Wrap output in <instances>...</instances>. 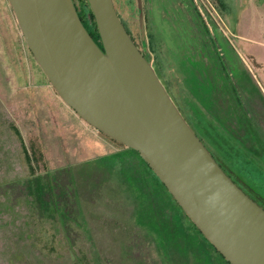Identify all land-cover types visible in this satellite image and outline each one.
I'll return each instance as SVG.
<instances>
[{"label":"water","instance_id":"95a60500","mask_svg":"<svg viewBox=\"0 0 264 264\" xmlns=\"http://www.w3.org/2000/svg\"><path fill=\"white\" fill-rule=\"evenodd\" d=\"M5 1L61 103L84 124L135 151L228 264H264V209L194 134L125 31L112 0H84L96 41L73 0ZM138 27L141 34L140 19Z\"/></svg>","mask_w":264,"mask_h":264},{"label":"flooded vegetation","instance_id":"af4514ba","mask_svg":"<svg viewBox=\"0 0 264 264\" xmlns=\"http://www.w3.org/2000/svg\"><path fill=\"white\" fill-rule=\"evenodd\" d=\"M157 1L135 0L141 34L148 23L153 24L150 17ZM171 1L169 5L175 8L178 18L191 24L193 19L183 16L189 15V0ZM177 1L186 13H181ZM119 19L146 57L142 49L145 34L136 41ZM194 20L199 23L198 34H203L199 38L197 34V39L191 35V44L185 45L181 39L182 49L178 52L183 58L181 64L197 79L199 65L208 62L203 45L206 50L215 45L225 57L234 50L224 37L213 35L206 23ZM184 81L191 86L188 78ZM102 136L116 147L96 150L84 162L85 169L78 167L83 171L72 168L74 177L67 167L55 174L54 182L45 174L0 184V264H228L187 219L138 154ZM29 158L35 168L30 153ZM95 238H104L106 246L97 247Z\"/></svg>","mask_w":264,"mask_h":264},{"label":"rangeland","instance_id":"374dc122","mask_svg":"<svg viewBox=\"0 0 264 264\" xmlns=\"http://www.w3.org/2000/svg\"><path fill=\"white\" fill-rule=\"evenodd\" d=\"M169 1L172 2L157 1L154 13L150 17L153 24L148 23L144 29L146 47L144 44L142 49L144 48L146 58L150 60L164 88L166 85L168 90H165L176 108L197 138L201 135L205 140L204 142L199 139L216 161L212 152L220 156L216 148L220 151L221 148L215 143H219L221 138L208 129L209 141L199 129L197 132L187 119V117L192 121L196 119L192 114V105L196 108L194 111L196 115L206 119V124H209L207 120L210 117L204 111L206 99L198 94L200 89L196 88L195 79L192 80L189 70L181 64L180 60L183 58L178 52L179 48L182 49L180 41L183 39L185 45L191 44L198 35V38L202 36L201 32L198 34L199 23L194 19L199 20L200 24L206 23V27L213 35H221L231 44L245 69H227L228 82L233 84L238 95L240 93L239 97H242L240 91L243 90L247 95L256 97V88L264 95V0H189V15L183 16L187 19L190 16L193 19L191 24L178 18L175 8L169 5ZM73 2L85 29L94 38L95 33L88 19L89 9L85 1ZM113 2L122 22L128 27L132 37L138 41L140 33L135 0ZM176 5L181 7L182 14L187 12L178 1ZM182 32H186L187 35L183 37ZM179 35H182L180 39ZM206 38H209L208 35ZM204 55L206 56V51ZM187 78L195 89L185 84L184 79ZM251 79L255 83V88L249 84ZM250 108L254 112L257 111L255 105L249 106L248 109ZM110 147L116 146L86 126L69 108L62 105L33 62L6 1L0 0V184L28 181L45 174L52 177L54 182L55 174L67 167L74 177L72 168L83 171L78 170V167L82 165L85 169L84 162L90 159L96 150H107ZM29 153L34 157L35 168L31 165ZM236 158H238L235 163L236 169L258 178L254 170H250L242 163L240 155L237 154ZM224 167L256 198L258 205L264 208V200L249 188L251 186L248 183L249 177L244 176L243 181L236 176L234 168L227 164ZM86 209L88 207H85ZM94 244L97 247L106 246L104 238H95Z\"/></svg>","mask_w":264,"mask_h":264},{"label":"trees","instance_id":"16d2710c","mask_svg":"<svg viewBox=\"0 0 264 264\" xmlns=\"http://www.w3.org/2000/svg\"><path fill=\"white\" fill-rule=\"evenodd\" d=\"M87 15L93 27V32L95 33L94 38L92 34L89 33V35L96 41L98 38L89 10ZM202 28L203 30L205 29L204 32L207 34V29L204 26H202ZM203 47L206 49V46L203 45ZM212 47V51L209 46L207 47L209 50H204L208 56V62L199 65L197 69L200 73L199 77L197 79L194 76L191 77L192 80L195 79L194 84L196 88L198 87L200 89V93H197L204 100L206 99V108L204 111L210 117V119L207 120L209 124H206V119L204 117L196 115L194 112L196 110L194 105H192V114L196 119L192 121L189 118L188 120L191 122V126L197 132V129H199L209 141L210 136L207 133L208 129L218 134L222 140L220 139V142H216L215 144H218L221 148V151L219 148H216L220 156L218 157L211 151L217 161L215 162L237 187L257 203L256 198L235 180L224 165L227 164L229 167L231 166V168H234L233 170L236 176L242 178L243 181H245L244 176L249 177L248 183L252 186H249V188L253 189V192L264 200V192L262 191L264 190V95L256 88V97L247 95L245 90H243L240 91L242 94L240 98V93L238 95L236 88L233 84H230L227 79V69L235 70L239 68L245 70L242 67L239 57L234 51H232V55L230 56H222L219 54L220 52L218 53L216 51L215 45ZM191 68L193 69L194 66L192 65ZM249 84L255 88V83H253L252 79L249 81ZM198 103L200 104V102ZM251 105H255L256 112L252 111L251 108L248 109ZM201 108L203 109V107ZM258 110L260 113H258ZM198 139L205 142V140L201 138V135ZM237 154L241 156L240 160H242V163L245 164L247 168L257 173L256 175L258 178H253L249 172V174H243L240 170L235 168V163L238 159L236 158ZM31 158L33 160L34 157L31 156Z\"/></svg>","mask_w":264,"mask_h":264}]
</instances>
